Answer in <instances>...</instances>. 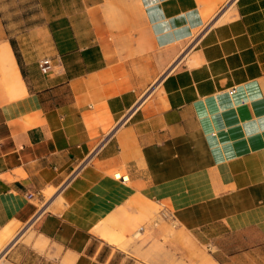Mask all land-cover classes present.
I'll use <instances>...</instances> for the list:
<instances>
[{"label":"crops","instance_id":"0c3cea01","mask_svg":"<svg viewBox=\"0 0 264 264\" xmlns=\"http://www.w3.org/2000/svg\"><path fill=\"white\" fill-rule=\"evenodd\" d=\"M38 6L0 21L3 264H155L93 231L155 203L197 239L264 235V0Z\"/></svg>","mask_w":264,"mask_h":264},{"label":"rangeland","instance_id":"374dc122","mask_svg":"<svg viewBox=\"0 0 264 264\" xmlns=\"http://www.w3.org/2000/svg\"><path fill=\"white\" fill-rule=\"evenodd\" d=\"M39 12L38 0H0V21L11 33L27 29L37 21ZM138 211L134 213L124 209L113 213L93 231L98 235L99 230L105 231L113 240L109 242L118 244L132 256L155 264H264V235L260 233L230 231L217 224L211 229V234L197 239L175 217H161V211L169 212L161 203H155L148 213ZM126 217L131 219L129 230H124ZM155 219H158L156 224ZM141 225L143 230L135 236L134 231L139 232ZM36 234L32 221L15 226V236L20 235L19 241L30 243ZM3 257L0 264H3Z\"/></svg>","mask_w":264,"mask_h":264},{"label":"built area","instance_id":"2783aa9c","mask_svg":"<svg viewBox=\"0 0 264 264\" xmlns=\"http://www.w3.org/2000/svg\"><path fill=\"white\" fill-rule=\"evenodd\" d=\"M38 64H39L40 70L42 72H47L51 66V59L49 57H43L39 60ZM160 216L163 218H166L167 216L174 218L173 214L170 211L166 212V213L164 211H161ZM157 222H158V219H155L154 224H156ZM143 228H144V226H142V225L139 226V228H138L139 232H141L143 230Z\"/></svg>","mask_w":264,"mask_h":264},{"label":"bare ground","instance_id":"6f19581e","mask_svg":"<svg viewBox=\"0 0 264 264\" xmlns=\"http://www.w3.org/2000/svg\"><path fill=\"white\" fill-rule=\"evenodd\" d=\"M4 80H5V82L7 81L6 78H5ZM9 83H13V84H15V88H16L17 83H18L19 89L21 90V86H20L21 83H20V80H19V79L16 80V79L13 78V79L9 80ZM20 92H21V91H19V95H20ZM149 203H150V202H149ZM150 210H151V209H150ZM98 225H99V224L97 223V225H96L94 228H95V229H96V228H99L100 226L98 227ZM93 230H94V229H93ZM136 230H137V229H136ZM96 233H97V232H96ZM98 233L100 234L101 237L105 238L106 240H108V241H113L112 239H110V238L107 236L108 234L105 233V231H103V230H99ZM139 233H141V232H138V231H137L134 235L137 236Z\"/></svg>","mask_w":264,"mask_h":264}]
</instances>
